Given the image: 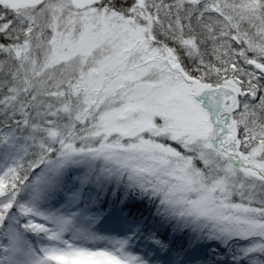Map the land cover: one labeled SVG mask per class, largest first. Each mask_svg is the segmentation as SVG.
<instances>
[{
	"label": "snow or ice",
	"instance_id": "obj_1",
	"mask_svg": "<svg viewBox=\"0 0 264 264\" xmlns=\"http://www.w3.org/2000/svg\"><path fill=\"white\" fill-rule=\"evenodd\" d=\"M0 264H264V0H0Z\"/></svg>",
	"mask_w": 264,
	"mask_h": 264
}]
</instances>
